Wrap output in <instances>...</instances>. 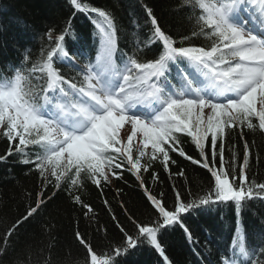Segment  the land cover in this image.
I'll use <instances>...</instances> for the list:
<instances>
[{
    "label": "snow or ice",
    "instance_id": "snow-or-ice-1",
    "mask_svg": "<svg viewBox=\"0 0 264 264\" xmlns=\"http://www.w3.org/2000/svg\"><path fill=\"white\" fill-rule=\"evenodd\" d=\"M67 3L75 10L72 18L84 13L94 25V59L80 49L71 54L69 39L75 45L82 38L70 19L55 37V28L38 37L35 59L26 49L18 65L0 71V133L9 144L0 162L20 157L19 163L36 172L42 185L34 206L29 204L0 238V258L8 254L18 230L51 202L49 187L55 189L53 196L64 190L87 217L94 212L82 198L87 184L103 193L104 186L113 179L124 181L128 173L143 191L147 220L128 213L121 202L133 232L118 224L123 240L103 255L77 229L74 237L85 256L73 264H120L121 257L144 244L173 264L166 255L165 235L179 229L189 243L198 244L186 222L193 213L208 215L226 204L234 206L237 222L231 245L219 252L216 264H264V233L249 241L241 220L248 202L264 200V182L250 181L247 174L255 142L244 139L245 128L264 137V0H176L173 11L191 24L188 35L162 27L153 7L141 2L148 31L133 21L137 31L131 52L119 47L117 23L109 10L81 0ZM201 38L205 44L193 43ZM149 50L153 58L142 62L139 54ZM78 56L85 58L84 65ZM235 134L243 142L242 153L232 142ZM182 135L191 138L200 159L185 152ZM226 146L230 160L225 159ZM173 154L210 175L207 190L195 194L188 189L184 196L173 184L169 206L167 194H154L144 174L151 183L160 182L153 170L158 163L169 179L183 177V169L171 171L177 165ZM256 162L258 166L259 155ZM116 192L120 195L122 189ZM50 228L45 235H51ZM46 250L47 264H52L51 249ZM12 264L21 261L16 258Z\"/></svg>",
    "mask_w": 264,
    "mask_h": 264
},
{
    "label": "trees",
    "instance_id": "trees-1",
    "mask_svg": "<svg viewBox=\"0 0 264 264\" xmlns=\"http://www.w3.org/2000/svg\"><path fill=\"white\" fill-rule=\"evenodd\" d=\"M81 2L102 7L114 15L118 27L119 47L129 52L135 48L132 33L137 31V28L133 21H138L144 32L148 31L143 27L145 15L141 2L153 7L162 27L170 30L172 34L188 35L191 31V24L183 14L173 11L176 0H81ZM74 11L69 7L67 0H0V71L10 65H18L26 49H31V55L35 59L40 51L38 37L48 28L56 29L53 33L55 37L70 19L72 28L82 39L75 45L69 39L68 48L88 52L94 59L96 54L92 39L94 25L84 13H76L72 18ZM140 38L143 40L142 34ZM193 43L203 45L206 42L201 38L194 40ZM71 54L76 56L77 52L72 50ZM139 58L142 62L150 60L153 53L151 50L140 53ZM77 59L86 63L84 57L78 56ZM61 67L69 75H77L76 70ZM244 132V139L250 144L255 142L247 174L250 181L255 179L257 183L264 182V137L258 132H250L247 128ZM232 142L235 143L237 151L242 153L243 142L238 134H235ZM181 146L188 155L200 159L191 138L182 135ZM8 147V142L0 133V155H3ZM257 155L260 157L258 166ZM173 158L177 160V165H172L171 171L176 173L183 169L185 173L183 177L173 175L169 179L168 174L158 163L154 165L153 170L159 173L160 182L151 183V176L144 174L146 181L149 182L148 186L155 190L154 194L161 191L167 194L169 206L173 199V184L184 196L187 195L188 189L195 194L202 188L207 190L210 175L206 169L178 154H173ZM225 159H231L227 146ZM19 160L20 157L12 156L7 161L0 162V238L8 227L25 214L29 204L34 206L36 194L42 187L38 174L19 163ZM124 181L113 179L110 186H104L103 193L94 185L87 184L86 192L81 193L82 198L94 210L87 217L83 215L85 210L74 204L64 190L56 192L53 196L55 189L49 187L46 196L53 197L51 202L42 209L40 215L23 225L11 238V247L8 254L0 258V264H12L16 258L20 259L21 264H47L48 248L51 249L52 264H73L76 259L83 260L85 249L74 237L77 229L92 242L98 254H110L109 249L120 245L123 240L118 224L123 225L130 233L133 232L120 206L121 202L127 212L139 220L146 221L148 215L147 202L135 178L125 173ZM117 189H122V194L117 195ZM28 194L31 195V199L28 198ZM105 199L109 202L107 205L104 203ZM113 215L116 220H113ZM241 220L247 239L256 240L258 233H264V200L255 199L248 202L241 213ZM236 222L232 204L223 205L208 215L193 213L186 223L191 230L192 240L198 244L189 243L182 231L177 229L165 235L166 255L173 264H209V260L216 264L219 252L231 245ZM50 225L51 235H45V229ZM120 264H166V262L154 248L144 244L133 254L121 257Z\"/></svg>",
    "mask_w": 264,
    "mask_h": 264
}]
</instances>
